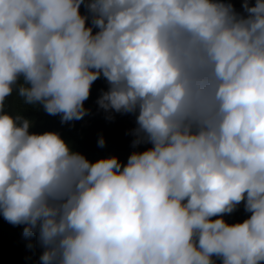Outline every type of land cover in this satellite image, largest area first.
I'll return each instance as SVG.
<instances>
[{
    "label": "clouds",
    "instance_id": "clouds-1",
    "mask_svg": "<svg viewBox=\"0 0 264 264\" xmlns=\"http://www.w3.org/2000/svg\"><path fill=\"white\" fill-rule=\"evenodd\" d=\"M242 9L0 0V215L36 235L41 264H264V0ZM101 76L99 109L135 114L132 146L151 145L126 163L5 111L15 90L79 121Z\"/></svg>",
    "mask_w": 264,
    "mask_h": 264
},
{
    "label": "trees",
    "instance_id": "trees-1",
    "mask_svg": "<svg viewBox=\"0 0 264 264\" xmlns=\"http://www.w3.org/2000/svg\"><path fill=\"white\" fill-rule=\"evenodd\" d=\"M235 9L243 13L242 0H231ZM81 14H88L83 5ZM88 24L91 23L89 19ZM97 29H93L95 32ZM22 82V81H21ZM107 81L101 76L97 79L90 90V96L85 101V108L89 114L79 121L61 123L59 115H48L42 105H25L23 98L14 90L5 102V111L15 115L19 113L33 121L29 131L43 133L56 131L61 137L70 143L75 151L84 154L90 161H96L102 157L116 155L122 163H126L130 154L134 151H143L150 148V144L132 146L134 137L131 130L136 127V116L132 113H115L114 119H107L106 113L99 109L98 97L108 89ZM105 139L103 147L98 146L100 136ZM250 216L244 210L241 203L231 214H225L223 218L228 223L242 222ZM25 225H12L0 215V264H41L40 256L42 247L37 242L36 235L24 237L22 235ZM219 264V260H217Z\"/></svg>",
    "mask_w": 264,
    "mask_h": 264
}]
</instances>
